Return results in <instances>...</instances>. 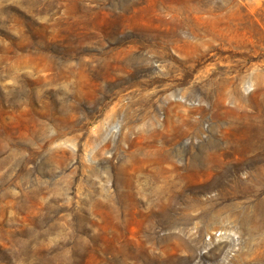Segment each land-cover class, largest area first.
<instances>
[{
	"label": "rangeland",
	"instance_id": "rangeland-1",
	"mask_svg": "<svg viewBox=\"0 0 264 264\" xmlns=\"http://www.w3.org/2000/svg\"><path fill=\"white\" fill-rule=\"evenodd\" d=\"M0 264H264V0H0Z\"/></svg>",
	"mask_w": 264,
	"mask_h": 264
}]
</instances>
